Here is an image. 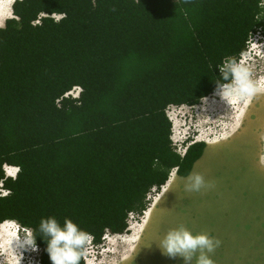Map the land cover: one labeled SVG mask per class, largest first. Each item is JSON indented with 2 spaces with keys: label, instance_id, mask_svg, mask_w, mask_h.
Returning a JSON list of instances; mask_svg holds the SVG:
<instances>
[{
  "label": "trees",
  "instance_id": "16d2710c",
  "mask_svg": "<svg viewBox=\"0 0 264 264\" xmlns=\"http://www.w3.org/2000/svg\"><path fill=\"white\" fill-rule=\"evenodd\" d=\"M11 14L0 26V224L33 232L38 264H52L42 218L71 219L98 245L127 232L172 170L190 174L205 142L179 153L167 108L213 93L218 66L264 32V0H14Z\"/></svg>",
  "mask_w": 264,
  "mask_h": 264
},
{
  "label": "rangeland",
  "instance_id": "374dc122",
  "mask_svg": "<svg viewBox=\"0 0 264 264\" xmlns=\"http://www.w3.org/2000/svg\"><path fill=\"white\" fill-rule=\"evenodd\" d=\"M12 1L0 0V26L12 16ZM238 61L252 67L253 79L264 77V32L253 35ZM79 91L75 87L69 95ZM167 112L179 152L191 141L205 142L190 174H201L208 187L188 191L190 174L180 177L172 170L165 187L147 194L146 214H131L127 232H107L100 244L91 243L85 264H184L160 249L168 231L183 224L222 242L211 257L215 264H264V93L245 104L227 101L216 89L197 104L170 105ZM16 170L5 166L8 176ZM0 192H6L1 185ZM28 231L14 221L0 224V264H15L17 238L22 241ZM19 251L20 264H38V246Z\"/></svg>",
  "mask_w": 264,
  "mask_h": 264
},
{
  "label": "clouds",
  "instance_id": "9594fccd",
  "mask_svg": "<svg viewBox=\"0 0 264 264\" xmlns=\"http://www.w3.org/2000/svg\"><path fill=\"white\" fill-rule=\"evenodd\" d=\"M218 68L224 82L217 81V88L227 101L248 104L257 94L264 93V77L253 79L252 67L245 62L227 57ZM184 150L183 152L177 151L183 154ZM16 172L17 170L14 174ZM187 180L189 181L188 191L199 192L208 187L204 177L199 173L190 174ZM4 195H9V193L5 192ZM39 232L44 239L47 238L45 239L47 252L52 264H81L82 259L87 258L93 237L88 232L81 230L71 219L66 218L61 226L54 217L42 218ZM17 241L19 246L16 248L18 256L15 264H20L22 253L19 249L36 251V236L29 230L23 236L22 241L20 237L17 238ZM221 244L219 239L208 233L194 234L188 228L180 226L168 231L161 242L160 249L170 257L183 258L184 264H193L194 260L195 264H215L211 257Z\"/></svg>",
  "mask_w": 264,
  "mask_h": 264
},
{
  "label": "bare ground",
  "instance_id": "6f19581e",
  "mask_svg": "<svg viewBox=\"0 0 264 264\" xmlns=\"http://www.w3.org/2000/svg\"><path fill=\"white\" fill-rule=\"evenodd\" d=\"M13 1H14V0H13ZM13 1H12V2H13ZM14 172H15V171H14ZM8 174L11 175L12 173H11V172H8ZM158 195H160V194H158ZM157 197H158V196H157ZM157 197H156V198H157ZM154 199H155V198H154ZM154 199H153V200H154ZM152 202H153V201H152ZM149 207H150V206H149ZM148 209H149V208H148ZM146 211H148V210H146ZM146 211H144L143 214H146Z\"/></svg>",
  "mask_w": 264,
  "mask_h": 264
},
{
  "label": "crops",
  "instance_id": "0c3cea01",
  "mask_svg": "<svg viewBox=\"0 0 264 264\" xmlns=\"http://www.w3.org/2000/svg\"><path fill=\"white\" fill-rule=\"evenodd\" d=\"M169 182H170V181H168V182L165 184V186H166V185H167ZM165 186H164V187H165ZM183 225H184V227H186V228H187V226H186L185 224H183Z\"/></svg>",
  "mask_w": 264,
  "mask_h": 264
},
{
  "label": "flooded vegetation",
  "instance_id": "af4514ba",
  "mask_svg": "<svg viewBox=\"0 0 264 264\" xmlns=\"http://www.w3.org/2000/svg\"><path fill=\"white\" fill-rule=\"evenodd\" d=\"M232 140H233V139H231V141H232ZM223 143H224V142H223ZM213 148L217 149V147H215V146H214Z\"/></svg>",
  "mask_w": 264,
  "mask_h": 264
},
{
  "label": "built area",
  "instance_id": "2783aa9c",
  "mask_svg": "<svg viewBox=\"0 0 264 264\" xmlns=\"http://www.w3.org/2000/svg\"><path fill=\"white\" fill-rule=\"evenodd\" d=\"M7 192V191H6ZM2 194V193H1Z\"/></svg>",
  "mask_w": 264,
  "mask_h": 264
}]
</instances>
